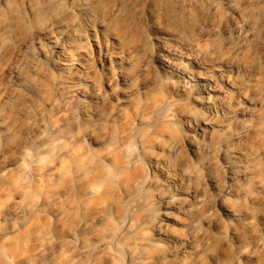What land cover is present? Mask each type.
<instances>
[{
  "label": "rangeland",
  "instance_id": "obj_1",
  "mask_svg": "<svg viewBox=\"0 0 264 264\" xmlns=\"http://www.w3.org/2000/svg\"><path fill=\"white\" fill-rule=\"evenodd\" d=\"M10 1L26 8L25 0ZM34 1L44 7L54 0ZM61 1L41 14L27 13L24 29L0 34V264H68L83 250L88 264H100L106 252H97L99 241L108 235L110 264H264V61L259 69L230 73L236 79L230 104L212 111L213 126L199 153L191 154L199 182L213 177L227 184L224 165L232 163L239 195L227 206L242 224L216 205L203 229L222 240L217 253L206 246L176 255L155 241L133 262L148 231L144 217L158 213L154 189L134 179L141 171L145 181H161L150 156L164 138L168 110L186 103L176 79L153 69L149 56L158 42L193 53L195 32L179 31L164 14L156 18V6L171 0ZM59 18L67 26L63 34ZM244 57L236 56L237 63ZM77 86L100 89L103 97L84 103L70 93ZM184 124L178 126L186 130ZM46 138L54 140L42 146ZM193 181L186 186L197 185ZM18 192L27 209L14 219L7 204ZM209 193L213 199L215 192ZM121 211L133 225L119 220ZM100 213L106 219L97 222ZM184 213L189 222L192 214ZM173 229L179 233L185 225ZM45 247L55 252L39 255Z\"/></svg>",
  "mask_w": 264,
  "mask_h": 264
},
{
  "label": "bare ground",
  "instance_id": "obj_2",
  "mask_svg": "<svg viewBox=\"0 0 264 264\" xmlns=\"http://www.w3.org/2000/svg\"><path fill=\"white\" fill-rule=\"evenodd\" d=\"M61 2L54 0L44 7H39L38 2L25 0L22 5L26 8L23 9L10 0H0V34L3 36L7 29H24L27 13L41 14ZM198 9H201L199 13ZM161 14L179 31L195 32L191 43L194 52L186 54L158 42L157 50L149 56L148 63L153 69L157 70L159 67L176 79V88L186 96V103L168 110L169 113L165 116L168 123L164 125V138L158 145V151L150 156L153 168L162 176L161 181H145L141 171L134 179L136 184L144 183L154 189L153 201L158 207V213L144 217L149 221L148 231L137 249L132 252L133 262L141 261L155 241L163 242L164 250L176 255L200 253L206 246L210 247L212 253H217L221 249L222 240L203 229L212 221L216 205L223 213L242 224L239 214L227 206L230 198L239 195L233 183L232 163L227 162L224 165L226 177L230 180L227 184L221 185V182L213 177L202 178L199 182L198 171L191 165V154L199 153L201 140L213 126L212 111H224L230 104L232 97L229 91L235 88L236 82L230 73L241 66L247 71L259 69L264 61V0H171L170 4L156 6V18ZM155 22L158 23L157 20ZM55 24L58 32L63 34L67 27L64 18L57 19ZM47 38L56 48H63L55 34ZM243 53L244 62L237 63L236 56ZM97 54L101 55L102 50L97 51ZM61 64L65 67L71 66L69 62ZM70 93L84 103L103 97L102 90L90 91L82 86L74 87ZM183 121L186 130L178 126ZM53 140L44 139L42 146L50 144ZM19 161L21 158L15 160L17 163ZM10 166L11 164L6 165L5 169ZM54 174L58 175L59 172ZM193 178L197 185L187 187V181L190 184L194 182ZM211 189L215 192L213 199L209 193ZM127 197L131 195L127 194ZM7 205L6 213L11 218L24 217L27 206L23 201L22 192H18ZM146 205L144 202L143 206ZM187 211L192 214V219L184 222L180 214ZM120 213L118 218L121 222L126 221L130 226L133 225L125 212ZM105 219L104 213H100L96 218L97 222ZM197 221H200V224H194ZM180 224L185 225V229L176 233L173 226ZM108 237L109 235L99 241L97 252H106L100 264H110L112 261V256L107 252L112 243ZM256 247L259 249L263 244L259 242ZM54 252L51 247L38 249V254L45 257ZM254 252L242 256L249 258ZM86 254L85 250L80 251L68 264H88ZM27 261L28 259H23V262ZM160 264L166 262L162 261Z\"/></svg>",
  "mask_w": 264,
  "mask_h": 264
}]
</instances>
